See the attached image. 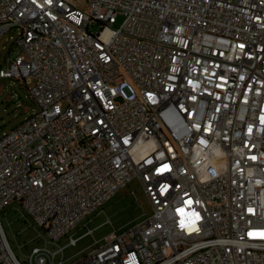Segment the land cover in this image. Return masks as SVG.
I'll return each mask as SVG.
<instances>
[{
	"label": "built area",
	"instance_id": "1",
	"mask_svg": "<svg viewBox=\"0 0 264 264\" xmlns=\"http://www.w3.org/2000/svg\"><path fill=\"white\" fill-rule=\"evenodd\" d=\"M10 30L34 108L0 133V213L40 245L0 222V264H63L132 179L150 215L68 264H264V0H0Z\"/></svg>",
	"mask_w": 264,
	"mask_h": 264
},
{
	"label": "rangeland",
	"instance_id": "2",
	"mask_svg": "<svg viewBox=\"0 0 264 264\" xmlns=\"http://www.w3.org/2000/svg\"><path fill=\"white\" fill-rule=\"evenodd\" d=\"M121 21L120 16L114 20L113 27ZM15 37V31L10 30L0 37V70H5L6 64L3 58L7 55V48L11 38ZM34 105L28 98L26 90L16 80L8 77L0 78V133L14 127L18 122L31 114ZM151 212L150 205L145 198L144 192L137 179H132L123 187L116 190L97 209L85 215L66 235L62 236L57 244H65L67 237H77L87 229L93 230L91 234H86L79 238L75 245L67 246L62 252L63 264H68L72 260L88 252L93 243H100L102 236L111 230L121 231L146 219ZM16 213L6 211L0 213L5 236L9 245L19 259L39 242L31 241L35 230L27 228L24 223L16 220ZM106 218L109 224L104 223ZM19 231L15 238L12 233ZM26 242V247H23ZM59 256V255H58Z\"/></svg>",
	"mask_w": 264,
	"mask_h": 264
}]
</instances>
